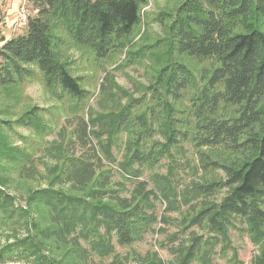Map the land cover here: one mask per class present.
Instances as JSON below:
<instances>
[{
  "label": "trees",
  "instance_id": "obj_1",
  "mask_svg": "<svg viewBox=\"0 0 264 264\" xmlns=\"http://www.w3.org/2000/svg\"><path fill=\"white\" fill-rule=\"evenodd\" d=\"M26 1L33 12L26 33L0 41V229L30 218L22 224L37 231L0 248V264H60L44 251L43 242L50 240L70 245L82 263L87 255L78 240L86 241L98 256L108 257L114 254L112 238L119 246H128L153 230L155 200L165 203L168 211L177 210V195L166 177H156L155 189L138 181L128 195L110 185L109 172L101 170L102 159L113 162L111 147L121 134L126 141L120 169L127 180L139 177L133 165H153L179 142H190L201 150V170H219L223 175L192 183L182 193L186 205L226 189L218 204L204 203L190 220L212 234V241L192 235L188 245L171 250L175 264H192L196 259L209 264V253L220 241L227 242L228 226L235 220L261 242L251 264H264V0H167L174 1L173 7L154 15L162 35L153 39L143 10L149 0ZM139 28L143 31L131 46V58L161 60L153 81L144 88L146 96L130 98L106 77L107 85H101V90L114 98L108 112L74 117L68 123L73 126L68 141L62 127L38 159L9 142L4 127L47 131L36 106L13 120L6 116L20 102L22 85L37 72L54 99L77 103L88 99L89 92L63 57L65 46L87 50L103 60L130 46ZM193 61L206 62L199 70L198 85ZM122 98L127 100L121 103ZM140 106L143 109L136 111ZM180 114L190 123L185 124ZM155 135L164 142L154 141ZM71 145L82 149L79 156L69 155ZM8 163L20 164L18 177L24 180L41 176L39 163L49 181L50 187L29 194L27 209L16 207L14 196L4 189ZM54 185H68L73 194L53 189ZM30 206L44 213L46 227H36ZM140 263L162 264L155 255Z\"/></svg>",
  "mask_w": 264,
  "mask_h": 264
},
{
  "label": "rangeland",
  "instance_id": "obj_2",
  "mask_svg": "<svg viewBox=\"0 0 264 264\" xmlns=\"http://www.w3.org/2000/svg\"><path fill=\"white\" fill-rule=\"evenodd\" d=\"M173 2L167 0H149L148 6L143 9L145 14H147L146 28L149 31L150 38L153 39L156 36L160 37L162 35L161 28L152 20L154 15L163 8L168 9L173 7ZM23 8L29 13V17L33 15L31 6H29L26 0H0V22H5L0 25L1 39L26 33V25L19 26V21L15 18L16 13ZM140 29L142 28L134 32L132 44L122 53L110 55L103 60H96L92 53L87 50L76 49L72 45L65 46L62 51L63 57L68 61L72 75L79 78L82 87L89 92L88 99L81 103H77L69 98L54 99L44 87L41 76L37 72L32 79L22 85V98L20 102L13 104V107L8 112L9 115L7 114L6 116L13 120L28 109V107L36 106L40 109L39 115L47 127V131L45 133H36L30 128L15 125L12 126L11 130L4 127L3 133L8 137L9 142L22 150L30 158L38 159L42 156L43 149L57 139V134L62 127H66L68 141L72 137L71 133L73 129V126L68 123L74 117L80 116L86 119L90 115L97 116L108 112L114 98H109L108 94L101 90V85H107L105 81L106 77H108L113 86L115 85L125 91L130 98L139 99L146 96L144 88L153 81L157 65L161 63V60H157L153 56L131 58L132 56L129 55V52L132 51L131 46L138 43L140 34L143 31L142 29L139 33ZM191 63L193 74L196 77V85H198L199 70L206 65V62L198 63L197 61H193ZM114 94L118 101L119 92L116 90ZM126 100L127 98H122L121 103H124ZM185 103L187 105V102ZM142 109L143 107L140 106L136 111H141ZM178 117L185 119V124L188 121L186 115L180 114ZM190 121L187 123H190ZM105 137L103 136L104 139ZM153 139L161 143L164 142L159 135H155ZM125 141L126 137L124 134L117 136L114 140L111 147L112 163L102 159L103 168L101 170L109 172L110 185L114 189L119 190L122 188V194L128 195L138 181L146 182L148 189H155V185H157L155 181L156 177H166L171 180L170 188L177 195L175 201L178 207L177 210L168 211L166 210L165 203L155 200L153 205L157 220L152 226L153 230L145 235L142 241L134 242L128 246H119L116 238H112L111 244L114 248V254L104 258L92 251L86 241L78 240L79 248L87 255V261L83 263L75 257L70 245H56L51 240L43 242L45 253L60 262V264H112L114 261L117 264H141V259H150L154 255L162 264H175L176 256L171 253V250H174V248H177L181 244L188 245L192 235L202 237L206 241H212L210 239L213 237L212 234L208 233L205 228L201 229L198 226L191 225L190 220L196 216V212L201 210L204 203L213 202L218 204L225 196L226 189L220 190L209 198H199L186 205L182 202V193L190 189L192 183H201L204 179L223 178L221 171L204 172L201 170L198 158V151L201 150L196 149L190 142H179L177 146L172 147L169 153L155 164L133 165V170H137L136 173L139 177L136 180H133V178L127 180L122 175L120 169V164L124 160ZM93 145H95V142H93ZM67 152L69 155L73 153L79 156L82 149L78 145H71ZM44 162L49 166L54 164L51 160H45ZM5 167L4 179L7 183L4 189L14 196L16 207L20 205L23 209H27L25 201L31 192L50 187L49 181L45 177L43 168L39 163H36V167L41 176L36 178V180L20 179L18 177L19 163H8ZM52 188L73 194L68 185H54ZM30 217L36 227L47 226L44 213L34 206H30ZM28 221H30V218L27 220L21 219L14 224L1 228L0 248L14 243L15 240L24 239L30 234L35 235L37 228L31 227L29 224H22L28 223ZM99 232L101 234L102 230L100 229ZM174 237L176 240L172 242ZM260 245L261 242L249 232L247 226L241 221L235 220L232 222V225L228 226L227 242L220 241L209 253V264H251L259 253ZM192 264H202V259H196Z\"/></svg>",
  "mask_w": 264,
  "mask_h": 264
},
{
  "label": "built area",
  "instance_id": "obj_3",
  "mask_svg": "<svg viewBox=\"0 0 264 264\" xmlns=\"http://www.w3.org/2000/svg\"><path fill=\"white\" fill-rule=\"evenodd\" d=\"M15 18L19 21V23L17 22L19 26H25L29 18V13L23 8L16 13Z\"/></svg>",
  "mask_w": 264,
  "mask_h": 264
},
{
  "label": "crops",
  "instance_id": "obj_4",
  "mask_svg": "<svg viewBox=\"0 0 264 264\" xmlns=\"http://www.w3.org/2000/svg\"><path fill=\"white\" fill-rule=\"evenodd\" d=\"M3 23H5V22H0V25L3 24ZM6 23H8V21H6ZM6 26L8 27V25H6ZM1 38H2V37H0V41L2 40ZM7 39H9V38H5L4 40H7ZM2 43H3V42H0V46L2 45Z\"/></svg>",
  "mask_w": 264,
  "mask_h": 264
}]
</instances>
